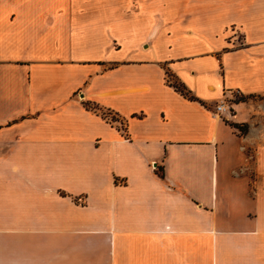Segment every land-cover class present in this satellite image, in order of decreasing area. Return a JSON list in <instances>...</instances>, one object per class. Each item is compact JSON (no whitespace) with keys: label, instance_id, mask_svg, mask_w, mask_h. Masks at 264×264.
<instances>
[{"label":"crops","instance_id":"1","mask_svg":"<svg viewBox=\"0 0 264 264\" xmlns=\"http://www.w3.org/2000/svg\"><path fill=\"white\" fill-rule=\"evenodd\" d=\"M0 264H264V0H0Z\"/></svg>","mask_w":264,"mask_h":264},{"label":"built area","instance_id":"2","mask_svg":"<svg viewBox=\"0 0 264 264\" xmlns=\"http://www.w3.org/2000/svg\"><path fill=\"white\" fill-rule=\"evenodd\" d=\"M242 99L243 93L239 89H233L229 91V94H225L223 98L218 102L216 111L233 114V112L235 111L234 104Z\"/></svg>","mask_w":264,"mask_h":264},{"label":"trees","instance_id":"3","mask_svg":"<svg viewBox=\"0 0 264 264\" xmlns=\"http://www.w3.org/2000/svg\"><path fill=\"white\" fill-rule=\"evenodd\" d=\"M173 86H175L178 90L183 92L185 95L191 97L186 90V87L184 86L183 83H171ZM235 126L241 131V133L245 134L248 132L249 124L248 123H243V124H235Z\"/></svg>","mask_w":264,"mask_h":264},{"label":"rangeland","instance_id":"4","mask_svg":"<svg viewBox=\"0 0 264 264\" xmlns=\"http://www.w3.org/2000/svg\"><path fill=\"white\" fill-rule=\"evenodd\" d=\"M111 48H118V45L116 43H111ZM167 80L169 83H177V84L180 83L177 76L171 70L167 71ZM79 94H80V92H79ZM104 112H107V111L104 110ZM108 117L111 118L112 115L110 114ZM261 185H260V188H261ZM257 262H259V261L255 260V263H257Z\"/></svg>","mask_w":264,"mask_h":264}]
</instances>
